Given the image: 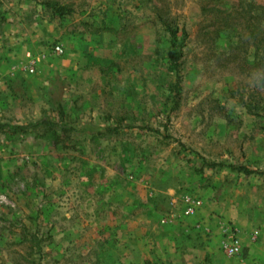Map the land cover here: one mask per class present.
Listing matches in <instances>:
<instances>
[{
  "label": "rangeland",
  "instance_id": "374dc122",
  "mask_svg": "<svg viewBox=\"0 0 264 264\" xmlns=\"http://www.w3.org/2000/svg\"><path fill=\"white\" fill-rule=\"evenodd\" d=\"M42 119L78 132L0 128V264H264V0H0V124Z\"/></svg>",
  "mask_w": 264,
  "mask_h": 264
},
{
  "label": "trees",
  "instance_id": "16d2710c",
  "mask_svg": "<svg viewBox=\"0 0 264 264\" xmlns=\"http://www.w3.org/2000/svg\"><path fill=\"white\" fill-rule=\"evenodd\" d=\"M47 7L51 8L55 13L58 14V16H64L66 13L70 12L69 7L65 6V5H61L58 3H50V2H46L44 3ZM168 28V32L170 35V46H169V51L167 54V63L169 65V68L175 72V74L177 75V77H179V73H180V68L182 65V59H183V48L185 46V43L183 41L184 38L178 39L177 37V29L175 28H171L170 26L167 27ZM177 84H175L176 86ZM177 87V86H176ZM48 128V129H58L62 132H78L75 128L73 127H65V126H61L56 122L50 121L48 119H42L40 121H37L34 124H26V125H9V124H5V123H1L0 124V128L4 129H8V130H21V131H26L28 129H38V128ZM85 128H87L86 126L82 129L85 130ZM94 130H97L98 132H117L120 128H131V126L126 125H120L117 124L114 127H98V126H93L91 127ZM205 165L207 164L208 166H219V163H204ZM237 169L239 171H244V172H248L244 167H237Z\"/></svg>",
  "mask_w": 264,
  "mask_h": 264
},
{
  "label": "built area",
  "instance_id": "2783aa9c",
  "mask_svg": "<svg viewBox=\"0 0 264 264\" xmlns=\"http://www.w3.org/2000/svg\"><path fill=\"white\" fill-rule=\"evenodd\" d=\"M58 51H61L59 47H56ZM227 251L231 254H235L239 252V245L237 244L236 241H232L227 245Z\"/></svg>",
  "mask_w": 264,
  "mask_h": 264
}]
</instances>
